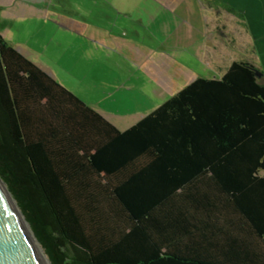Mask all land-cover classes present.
<instances>
[{
	"label": "trees",
	"instance_id": "16d2710c",
	"mask_svg": "<svg viewBox=\"0 0 264 264\" xmlns=\"http://www.w3.org/2000/svg\"><path fill=\"white\" fill-rule=\"evenodd\" d=\"M198 79L122 131L0 35V178L52 264H264V84Z\"/></svg>",
	"mask_w": 264,
	"mask_h": 264
},
{
	"label": "crops",
	"instance_id": "0c3cea01",
	"mask_svg": "<svg viewBox=\"0 0 264 264\" xmlns=\"http://www.w3.org/2000/svg\"><path fill=\"white\" fill-rule=\"evenodd\" d=\"M0 35L125 131L234 62L258 70L264 0H0Z\"/></svg>",
	"mask_w": 264,
	"mask_h": 264
},
{
	"label": "water",
	"instance_id": "95a60500",
	"mask_svg": "<svg viewBox=\"0 0 264 264\" xmlns=\"http://www.w3.org/2000/svg\"><path fill=\"white\" fill-rule=\"evenodd\" d=\"M256 74L259 78L262 76L260 72ZM0 264H48L11 210L1 189Z\"/></svg>",
	"mask_w": 264,
	"mask_h": 264
},
{
	"label": "bare ground",
	"instance_id": "6f19581e",
	"mask_svg": "<svg viewBox=\"0 0 264 264\" xmlns=\"http://www.w3.org/2000/svg\"><path fill=\"white\" fill-rule=\"evenodd\" d=\"M0 189L2 190V192H3L4 196H5V199H6L7 203L9 204L11 210L13 211V213L15 214V216L17 217L19 222L22 224V226L24 227V229L26 230V232L28 233V235L30 236V238L32 239V241L34 242V244L36 245V247L40 251V253L43 255V257L48 262V264H51L49 259H48V257L44 253L43 249L39 245L37 239L35 238V236H34L32 230H31L29 224L26 222L25 218L23 217L20 209L17 206V203L12 198L11 194L7 191V188H6L5 184L1 180H0Z\"/></svg>",
	"mask_w": 264,
	"mask_h": 264
},
{
	"label": "rangeland",
	"instance_id": "374dc122",
	"mask_svg": "<svg viewBox=\"0 0 264 264\" xmlns=\"http://www.w3.org/2000/svg\"><path fill=\"white\" fill-rule=\"evenodd\" d=\"M257 68H259L258 69V71L262 74V76H264V54H262V59H261V62H259V63H257ZM261 76V77H262ZM260 77V78H261ZM262 80L264 81V78H262ZM101 105H102V107H104V108H106V109H108V110H113V111H116V107L114 106V105H112L111 103H110V101H104V100H102L101 102ZM128 107H131V106H128V105H126L125 104V107H121L120 109H119V111L118 112H120V113H124V112H136L134 109H128ZM142 110V109H141ZM130 116H134V122L136 123V122H138V116H136V115H130ZM120 118H126V119H130L131 117H124V116H120ZM117 120H120V119H117ZM135 123H132V124H135ZM128 124H131V122L130 123H128ZM127 126V125H126ZM16 202V201H15ZM24 217V216H23ZM32 230V229H31ZM33 232V231H32ZM34 234V233H33ZM40 245V244H39ZM41 246V245H40ZM42 248V247H41ZM43 249V248H42ZM43 251H44V249H43ZM44 253H45V251H44ZM47 256V255H46ZM48 257V256H47ZM49 259V258H48ZM50 261V260H49ZM50 263H51V261H50ZM52 264V263H51Z\"/></svg>",
	"mask_w": 264,
	"mask_h": 264
}]
</instances>
